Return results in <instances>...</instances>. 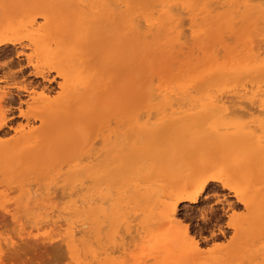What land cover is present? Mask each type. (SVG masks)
Masks as SVG:
<instances>
[{"label": "bare ground", "instance_id": "6f19581e", "mask_svg": "<svg viewBox=\"0 0 264 264\" xmlns=\"http://www.w3.org/2000/svg\"><path fill=\"white\" fill-rule=\"evenodd\" d=\"M63 1L56 0L57 3L53 1V5L59 4L60 11H55L57 14H52L51 3L44 5L43 8L40 6L31 8L35 10V16L42 17L46 21L53 20L57 16L61 17L70 9L75 12L77 10L75 8H79L73 13L74 19L67 24L64 25L68 16L67 19L62 20L66 14L60 19L63 21L60 22L61 26L64 25L67 29L60 28L56 20H53L55 24L53 23L52 27L53 30L59 27L56 30L61 29L59 30L61 33L67 30L66 38L70 40L68 44L79 48L82 52H78L77 57L74 55V57H67L68 50L64 40H54L51 37L49 39L54 41L55 47L49 48L51 41L47 42L43 26L35 29L39 34L34 35L35 37L30 39L27 46L34 51L38 50V56L41 57L42 62L51 65L57 75L64 79V84L60 86L62 99L59 102H51L46 87L38 97H34L31 95L34 92L31 90L27 92L24 86H0V99L9 107L6 112H9L12 104L16 102L15 97L25 91L31 95H29L31 102L27 100L26 106L30 107L35 103L40 106L39 110L32 114V117L40 122V126L36 129L30 126L28 118L31 114L27 111L23 112L18 106L20 115L26 118L24 126L28 129L23 128L22 133L12 140H0V162L7 166L6 170H13L16 164L21 167L27 165L22 171L24 174L27 171L28 174L33 169V165L34 167L39 165L37 169L35 168L36 172L33 169L35 173L33 175L41 176V180L34 184L37 186L38 183L43 182L42 175L48 178V170L52 171L53 176L50 175L51 179H48L50 181L46 179L48 184L43 182L46 184L43 185V189L41 186H39L40 189L36 186L32 191L33 189H30L32 185L26 193L28 189L26 185H30L27 183L30 180L26 182V177L22 179L23 176L20 174L19 180L21 178L27 184L24 185L21 180V183H18V180V184L15 183L14 187L22 184L25 188L27 187L23 191L26 195L22 193L23 196L19 195L22 198L25 197L23 198L25 201L23 202L18 196L19 206L16 205L14 198L9 202L11 205L5 203L4 206H8L10 211L12 206V211H15L14 207L16 206V209L20 207L22 201L24 207L26 204L30 208L35 206L37 209L38 213L33 208H31L33 214L30 208L29 211L30 217L35 219L38 226L41 222L45 225L44 221L39 223L45 217V220L49 218L46 223L48 227L52 225L51 229L59 222L57 226L61 229L63 227L60 224L63 222H66L65 225L72 226V228L69 227L67 236L60 235L59 232L63 229L54 227L60 231H53V228L51 232V229L47 227L45 238L49 236L48 239H53L50 234L56 238L57 233H53L59 231L58 235L61 239L58 238L61 245L59 247L61 249L63 245L66 246L65 250L70 253L75 242H79L76 245L79 247L83 245V247L78 254L81 252L84 257L77 255L84 259V264H101L103 261L99 245L102 231L99 227L102 226L100 224L112 220L106 221L105 215L106 218L104 217L103 221L99 219V215H102V212L111 214L112 211L111 219L113 218L115 223L112 222L111 225L117 224V226H110L112 229L107 227L110 231L112 230V237H110L113 241H118L116 246L114 243V246L117 247L116 251L120 252L119 256H123L122 258L129 256V248L134 244L138 247L137 244L140 241H144L155 233L156 236L146 241L149 244L151 243L149 240L152 241L153 246L150 244L151 251L149 249L147 254L143 252L144 256L151 254L150 252L152 254L156 252L157 256L153 259L162 264H207L196 259L199 253L196 240H193L191 244L183 242L181 246H177L175 237L184 239L189 234V228L183 226V218H180L177 209L182 202L198 203L211 183L215 182L219 183L223 189L232 191L236 202L241 203L246 210V215L241 219L226 223V227L233 230L234 236L246 233L248 229L264 231V0H74L73 3ZM2 3V8L6 9L9 0H3ZM182 12L189 16L190 29L185 24L188 18L183 17L187 22H181ZM69 14L73 16L72 13L69 12ZM35 21L33 16L27 22L32 28L36 25ZM180 25L187 26L191 38L184 36ZM184 26L181 28L187 30ZM5 36L0 37V46L14 44V41ZM185 37H188L191 43L186 42ZM230 39L235 42H230ZM189 44L191 49L186 48ZM23 48L25 49L24 46H20V49ZM7 52L8 50L3 51V55L8 56ZM15 52L23 54L21 50ZM194 52L197 53L193 56ZM179 55L183 58L178 57ZM25 57L28 65L36 67L32 62L31 54H26ZM92 58L100 63L102 72H96L94 69L97 64H94V68L92 67ZM89 60L92 65L89 64ZM157 60L167 68L166 72L163 70L165 73L156 72ZM170 60L176 63L175 74L171 73L174 66ZM30 74L45 79L43 72L39 69L33 70ZM27 84L31 86L33 82L28 81ZM135 101L138 106L134 103ZM21 103L22 101L19 100V105ZM243 104L249 107L245 108ZM237 105L238 109H231ZM240 107H244L245 110H241ZM150 110L159 116L155 122L153 119V122L150 121L155 115ZM245 116L248 118L243 119L242 117ZM8 122V115L0 113V128L6 126ZM224 160H229V163ZM26 161H31V165L25 163ZM217 161H224L227 166ZM61 162L62 167L66 165L64 172L61 170L62 167H59ZM116 170L120 172L118 176L115 174ZM155 170L161 173L153 175ZM18 171L16 173L13 171L11 178L14 179L19 174L20 171ZM45 171H47L46 174ZM7 174L3 173L4 178L10 180ZM69 174L73 175V179L59 187V184L69 178ZM126 174L129 175L127 178ZM30 176L27 175L28 179ZM63 176L65 178H62ZM82 176L85 177L84 182L80 180ZM115 176L119 179L122 177L124 188L121 190L125 189V193L123 191L120 193L119 186L116 190L120 195L122 194L121 196L117 192H115L116 195L114 193L116 189L113 187L114 179H118ZM167 178H173L174 181L163 184ZM104 179L107 182V187H104L107 190L105 194H103L102 186ZM86 180L89 182L88 185H84ZM12 181L11 179L10 185L8 182L4 184L11 186ZM111 187L114 188L111 190L116 197H113V193L109 190ZM15 189L19 190L16 187L13 190ZM56 190L60 193L57 194ZM126 192L131 193L128 195ZM123 194L126 200V195L133 197L128 198L132 201L131 203L128 200L131 204L125 203ZM57 195L63 196L64 199L59 200L60 202L54 200ZM53 200L58 203H54ZM217 200L221 203L219 199ZM133 201L139 204V208H145L139 212L144 215V220L138 212V216L137 213L136 216L134 215L133 211L136 212L138 207L135 208L136 204ZM28 202L31 203L27 204ZM107 202L111 208L105 204ZM123 202L125 207L135 204L133 211L128 210L133 214H127V210L123 211L125 209L122 207ZM103 204L104 207L107 206L106 210L103 209ZM0 205L2 212H5L2 209L1 199ZM231 206L232 203H223L221 210L225 212V208ZM21 208H23L22 205ZM26 210H23L26 214L22 211L23 214L19 213L22 216L17 212V217L14 218L12 215L7 217L12 216L14 221H17L14 223L13 219L10 220L14 224L24 218L23 221L28 222L26 224L29 225L33 218L30 220L29 211ZM122 211L127 214V217ZM7 213L10 212L7 211ZM206 213L211 217L216 216L212 208H209ZM200 214L202 220H209L206 219L205 213ZM25 215H28L27 218L29 217L30 221ZM133 215L136 219L140 217L142 221L139 220V225L134 223L135 226L132 225L134 227L130 232L132 226L130 227L129 224L133 220L131 219ZM117 216H120V219ZM54 217L56 221L57 218L60 220L63 218L64 221L56 222L53 220ZM125 218L126 220L128 218L130 222ZM153 218L156 219L154 221L158 218L164 222L166 225L164 231L161 229L159 233H156L157 229H155L150 234L151 227L156 228L155 223H152ZM68 219L72 222H67ZM118 219L122 225L119 224ZM100 220L102 221L98 224ZM23 221L21 220V224L17 225V227L20 226L18 231L20 228L23 231L25 227L22 225L25 224ZM64 224L62 226L65 227ZM31 225L29 226L33 227L34 224ZM29 226L25 228L27 232H23L29 235H22L17 231L16 235L26 237L28 240L31 236ZM38 226H35L37 233ZM14 227L15 225L13 229ZM66 227L69 229L68 226ZM47 228L45 227V230ZM121 228L123 233L120 235ZM34 229L31 230L34 231ZM217 232L218 235L223 236L225 231L218 227ZM157 234L163 235L161 242L158 241ZM173 234L175 237L171 238ZM41 237L44 238V235ZM126 237L129 240L125 242ZM168 237L169 240H166ZM211 237L213 240L218 238L213 232ZM148 245L145 246L149 248L150 245ZM137 247L131 250L138 249ZM81 249L84 251L82 252ZM227 249V254H223L222 252ZM234 249H230V245L215 246L213 250L222 254H217L212 261L224 262ZM65 255L64 257L67 258ZM144 256L132 259L130 255V258L127 257L128 259L124 261L128 262L130 259L129 261L133 260L134 264H147L150 258ZM81 260H79L80 263ZM108 262L113 261L110 259ZM121 263L125 264L122 261Z\"/></svg>", "mask_w": 264, "mask_h": 264}, {"label": "rangeland", "instance_id": "374dc122", "mask_svg": "<svg viewBox=\"0 0 264 264\" xmlns=\"http://www.w3.org/2000/svg\"><path fill=\"white\" fill-rule=\"evenodd\" d=\"M53 1H55L56 2V0H9V3H8V7H6V9L5 8H2L3 7V0H1V2H0V37H3V36H5V34H6V36L5 37H8L9 39H11L12 41H14V44H5V45H1L0 46V86L1 87H3V86H5V85H11V86H20V87H22V86H24L25 88H26V90H27V92L28 91H33L34 93L33 94H31V95H34V97H38L40 94H41V92L42 91H44V87H46L47 88V95H48V98H49V100L51 101V102H59L62 98V94H61V84H64V79L62 78V77H60V76H58L57 75V73H56V71H55V69H53V68H51V65H49V64H46V63H43L42 62V60H41V57H39L38 55H39V52H38V50L37 51H34L33 50V48H31L30 49V47L28 48L27 46H28V44H29V42H30V39L31 38H34L37 34H39V32H37L35 29H37V28H39L40 29V26H43L44 27V29H45V31L43 32L44 33V35L47 37V42H50L49 44V48H54L55 47V45H54V41L52 40V39H49V37H51V38H54V40H64V45L66 46V49L68 50V52H67V57H72L73 55L75 56V57H77L78 55H79V53L78 52H82L81 50H79V48H76V47H74V46H71L70 44H68L69 43V39H67L66 37H67V30H66V32H64L65 30H63V32L61 33L59 30H61V29H59V30H56L57 28H59V27H56L54 30H56V32L53 30V27H52V25H53V23L55 24V22L56 23H60V22H63V21H61L60 19L62 18V16L63 15H65L66 17H63V19L62 20H64V18L65 19H67V16H68V20H65V23H64V25L65 24H67L68 22H70L71 20H73L74 19V14L73 13H75L79 8H75V12L74 11H72L73 9H70L69 11H67L66 13H64V14H60L61 15V17L59 16H57L56 18H54L53 20H56L55 22L52 20V19H49L48 21H46L44 18H42V17H38V16H35V10H32V8L31 7H33V6H40V7H44V5H46V4H52L53 5ZM58 1V0H57ZM77 1V0H76ZM63 2H68V3H73L74 2V0H64ZM57 3V2H56ZM54 4L53 5V7H52V14H54L55 13V11L57 10V12H58V10L60 9L59 8V4ZM20 4V5H19ZM55 7V8H54ZM56 7H58V8H56ZM3 9H4V13H3ZM60 11V10H59ZM32 12H34V13H32ZM69 12L70 13H72L73 14V16H71V14H69ZM183 14H182V19H181V22L182 21H184V18L183 17H186V18H188V19H186V20H188V22L185 20L184 21V23L185 22H187V23H185V24H187V26H188V24H190V22H189V16L187 15V14H185V12H182ZM32 14V15H31ZM55 14H57V13H55ZM68 14V15H67ZM59 15V14H58ZM35 17V23H36V25H34L32 28L29 26V23L27 22L28 21V19L29 18H31V17ZM59 18V19H58ZM57 19H58V21H57ZM26 22H27V24H26ZM50 22V23H49ZM5 23H7V24H5ZM48 23V24H47ZM59 23L57 24L58 26H61V23H60V25H59ZM4 24L6 25V26H4ZM26 24V25H25ZM183 24V23H182ZM61 26L60 28H65V29H67V27H65V26ZM48 26H49V28H48ZM181 27L182 26H184V25H180ZM186 25L184 26L185 28L187 27ZM180 27V30L182 31V33L184 34V36L185 35H187L189 38H191L190 37V35H189V31L190 30H188L187 28V30H185L184 28L182 29ZM189 27V29H190V25L188 26ZM63 28V29H64ZM50 30V31H49ZM3 32H5L4 34H3ZM61 33V34H60ZM65 33V34H64ZM53 34V35H52ZM2 35V36H1ZM35 35V36H34ZM57 35V36H56ZM60 35H62V36H60ZM188 37H185L184 39H186V42H189V43H191L190 42V39L188 38ZM49 40V41H48ZM69 40V41H68ZM235 42L233 39L231 40L230 39V42ZM228 42V41H227ZM230 42H228V43H230ZM188 44V43H187ZM232 44V43H231ZM52 45V46H51ZM20 46H24L25 47V49L23 48V49H20ZM68 46L71 48H68ZM186 46V45H185ZM73 48H76V49H73ZM186 48H190L191 49V44H189V46L187 47L186 46ZM5 50H8V56L6 55V56H4L3 55V51H5ZM18 50H21L22 52H23V54H21V52L20 53H18V54H16V52L15 51H18ZM79 50V51H78ZM186 51H189V50H187V49H185ZM184 50V51H185ZM9 51H11V52H9ZM185 51V52H186ZM73 52H76L75 54H73ZM24 53H25V55L26 54H31V56H32V62H33V64H35L36 65V67H32V66H30V65H28L27 64V61H26V57H25V55H24ZM189 53H190V51H189ZM196 53L197 52H194L193 53V56L194 55H196ZM83 55H85V52H83ZM187 55H188V53H187ZM73 56V57H74ZM178 57H180V55L178 56ZM180 58H183L182 56L180 57ZM180 58H179V60H180ZM90 59V58H89ZM93 59V65H92V63L90 64V60H89V64L90 65H92V67L94 68L95 66H94V64L97 66V67H95L94 69L96 70V72H102L103 70H101V65H100V63L96 60V59H94V58H92ZM173 59V58H172ZM171 59V60H172ZM175 59H177V58H175ZM174 59V60H175ZM170 60V61H171ZM92 61V60H91ZM170 63V62H169ZM19 64V65H18ZM21 64V65H20ZM171 64L174 66V69H173V72H171V73H173V74H175V72H177V70L175 69V62L174 63H172V61H171ZM47 65H49V66H47ZM169 65V67L171 68V66H170V64H168ZM178 65V64H177ZM19 66H21V67H19ZM155 66L157 67V71L156 72H159V71H167V68L165 67V66H163L162 65V63L159 61V60H157L156 61V63H155ZM159 66H160V68H159ZM177 67V66H176ZM18 68H20V71H18ZM173 68V67H172ZM36 69H39V70H41L42 72H43V75L45 76V79H43L42 77H34L33 75H31L30 73L33 71V70H36ZM175 70V71H174ZM161 72V73H165V72ZM170 71H171V69H170ZM146 73H148L147 71H145ZM170 73V75H172ZM28 81H30V82H33V85H28L27 84V82ZM156 82V81H155ZM157 83V82H156ZM155 83V84H156ZM13 89H15V87H13ZM15 90H13V92H14ZM26 91L25 92H21L20 94H19V96L18 97H15V103H13L12 104V106L10 107V110H9V112H6L7 111V109L9 108L5 103H3V100H1L0 99V113L1 114H3V113H6L7 115H8V118H9V122L7 123V125L6 126H4V127H1L0 128V140H3V141H9V140H12V139H14V138H16V137H18L21 133H22V129L24 128L25 130H27L28 129V127H25L24 126V124H25V122H26V118H24L23 116H21L20 115V113H19V109H18V106H20V108L23 110V112L25 111H27L28 113H30L31 114V116H29V118H28V120H29V122H30V126L33 128V129H36V128H38L39 126H40V122H39V120L37 119V118H33L32 117V114H34L36 111H38L39 110V108H40V106H39V104H37V103H35V104H33V105H31L30 107H28V106H26V101L27 102H31V99L29 98V95H30V93H27ZM45 92V93H46ZM30 95V96H31ZM102 97H104V96H102ZM18 98V99H17ZM105 98V97H104ZM19 100H21L22 101V103L19 105ZM24 101V102H23ZM135 104H136V106H138V104H137V101H135L134 102ZM245 104V103H244ZM242 105V106H246V105ZM247 105H249V104H247ZM238 107V105L237 106H233V107H231V109L232 110H235V109H238L237 108ZM242 108V107H240V108H242L241 110H245V108H248L249 106H247V107H245V108ZM251 107H254V106H251ZM29 108H32V109H29ZM137 108H139V107H137ZM230 109V110H231ZM135 110H137V109H135ZM152 110V109H151ZM150 110V111H151ZM252 110H254V108L252 109ZM11 111V112H10ZM140 111H142V110H140ZM152 111H155V110H152ZM151 111V113L154 115H152L153 117H151V119H150V121L151 122H153L152 121V119L154 120V122H155V120H156V118H158L159 116H158V114H156V112L154 113V112H152ZM103 113H105L104 111H103ZM139 114V112H136V114ZM141 113H143V112H141ZM151 113L149 112V114L151 115ZM254 115H257V114H254ZM247 116H245V117H242L243 119L244 118H246ZM155 118V119H154ZM248 118V117H247ZM134 158V157H133ZM194 159V158H193ZM61 160H64V159H61ZM195 161L197 160L196 158L194 159ZM200 160V159H199ZM222 161V160H221ZM224 161H228V163H229V160H224ZM219 162V161H217L218 163H220V164H222L223 166H225V164H227L226 162ZM4 162V161H3ZM31 161H26L25 163H30ZM63 162V161H62ZM61 162V163H62ZM67 162V161H66ZM66 162H65V164H66ZM2 162H0V164H1ZM11 163H16V162H11ZM60 163V165H59V167L61 166H63V163L61 164ZM23 165H26V164H23ZM30 165H31V163H30ZM36 165H38V163L36 164ZM194 165V164H193ZM2 166V167H1ZM0 166V170H2L3 171V173L5 172V174H7V176H9L10 178H11V176H13L12 174H13V171H15V173H16V171H18V168H19V174L16 176V177H14V179L13 178H11L13 181H16V182H14L13 183V181H12V183H11V186H7L6 184H4V183H6V182H8L7 180H9V179H5L4 178V176L5 175H3V173H2V171H0V199L2 200V202H3V210L5 211V212H2V210L0 209V250H1V254H0V264H66V262H67V260H69L68 261V263L69 264H84V259H82V258H80V256L81 257H84L83 255H82V253L80 252L79 254H80V256H78L79 254H78V251H80V248L81 247H83V245L81 246V244H79L81 247H79V246H77L76 244H78L77 242H75V244H74V246H73V249H72V251H71V253L68 251V250H65V249H67L66 248V246H64L65 248H63V246H62V248L60 249V247H61V245H60V243L58 242L59 240H58V238H59V233H60V235L61 236H67V233H68V230H70V228H72V226H70L69 224L67 225H65L64 223H66V222H63L64 220H63V218L60 220V218H57L59 221H61V222H63L62 224H60V226L61 227H63L62 229H63V231H64V234L62 235L61 233L63 232V231H60V230H62L60 227H58L57 225L60 223H57V224H55V226L53 225V227H52V229L54 228V227H58V228H60V230L57 228V230H59L58 232H54L53 234H55V233H57V235L55 234V237L57 238H54V236L52 235V234H50L51 235V238H53V239H51V240H54L53 242H51V243H48V242H50L51 240L50 239H48V237L47 238H45L46 236H45V234H47V230H48V228H50L51 229V226L50 227H48L49 225H47V223H46V221H48L49 220V218L47 219V220H45L46 219V217H45V219H43V220H37V221H39V223L41 222V221H44V223H45V225L41 222V225L43 224L47 229L45 230V227H43V225L41 226V225H39L38 226V224H36V222L34 221L35 219L31 216L30 217V211H31V213L33 212V209L35 210V212L36 213H38L36 210L37 209H35V206L34 207H32L31 206V208H33L32 210H31V208H30V206L28 205H26L25 204V207L23 206L24 205V199H25V197H21V196H23V195H21V193L22 194H24V196L26 195L25 194V192H23L27 187H28V189H26V193H27V191L29 190V186H32V188H30V189H33L32 191H34L35 190V188H36V186L37 185H34L36 182H39L40 180H41V176H37V175H33V174H35V173H33V169H37L38 168V166L37 167H34L35 165H33L32 166V168L33 169H31L30 170V172L27 174V172H25V174H27L28 175V177L30 176V178L28 179V177H27V175L26 176H24L25 174H24V172H22V171H24L26 168L25 167H27V165L25 166V167H21V165H15V167L13 168V170H6L5 169V167H7L6 165L4 166L3 165V163H2V165ZM4 166V167H3ZM10 166H13V165H11L10 164ZM227 166V165H226ZM225 166V167H226ZM66 165H64V167H62V171L64 172V171H66ZM31 168V167H30ZM64 168V169H63ZM8 169V168H7ZM9 169H11L10 167H9ZM17 169V170H16ZM36 169H35V171L34 172H36ZM8 171V172H7ZM11 171H12V173H11ZM157 170H155L154 172H153V175H158L159 173H161V171H159L158 170V172H156ZM180 171V170H179ZM17 172V173H18ZM39 172V171H38ZM43 172V171H42ZM46 172L47 171H45V174H46ZM14 173V174H15ZM51 173V174H50ZM119 170L117 171L116 170V176H118L119 175ZM20 174H22V179L24 178V177H26V182L27 181H29V182H27L28 184L30 183V185H26L27 187L25 188V186H23V184L20 186V185H18V186H15L16 188H18L19 190L17 191V189H15V190H13L15 187H14V185H15V183H17V181L19 180V176H21ZM48 174H49V176L50 175H52L53 176V173H52V171L51 170H48ZM34 177H33V176ZM48 176V178L46 177L45 178V176L44 175H42V180H43V182H45V183H47L48 181H50V180H48V179H51V176L49 177ZM115 176V177H116ZM129 175H127L126 174V178L128 177ZM32 177V178H31ZM68 177V176H67ZM114 177V178H115ZM18 178V179H17ZM45 178V179H44ZM62 178H65V176H63ZM61 178V179H62ZM83 178L85 179V177H83L82 176V178H80V180H82L83 182H84V180H83ZM116 178H118V177H116ZM122 177H120V179L118 178L117 180H115L114 179V185L115 186H113V187H116V189H114L113 187H111L109 190L111 191V193H113V191L111 190V189H114V193L115 192H117L116 190H117V187L119 188V190H120V193H122L121 191H123L124 192V190H121L122 188H124L122 185H123V181H121L122 179H121ZM10 179V180H11ZM16 179V180H15ZM21 178H20V180L22 181V183L24 182L23 180H22ZM48 181H47V180ZM60 179V178H59ZM73 179V175H71V174H69V178H67V180L64 182V183H62V184H57L59 187H60V185H63V184H68V182H70L71 180ZM4 180H6V181H4ZM10 180H9V182H8V184L10 185ZM19 180V182L18 183H21V181ZM39 180V181H38ZM46 180V181H45ZM120 180V181H119ZM166 180V179H165ZM164 180V183L163 184H166V183H169V182H171V181H174L173 180V178L171 179V178H167V180L165 181ZM58 181V180H57ZM61 181V180H60ZM104 182H102V184L104 183V185H102L103 186V188L104 187H107V182H106V180L104 179L103 180ZM43 182H40V183H38V186H37V188L39 187V186H41V189H43L42 187H44L43 185L45 184H43ZM166 182V183H165ZM17 183V184H18ZM27 183H25L24 182V185L25 184H27ZM33 183V184H32ZM49 183V182H48ZM47 183V184H48ZM61 183V182H60ZM85 183L86 184H84V185H88V183L89 182H87V180L85 181ZM121 183V185H119ZM37 184V183H36ZM39 184H41V185H39ZM118 184V185H117ZM46 185V184H45ZM56 185V186H57ZM117 185V186H116ZM22 186H23V188H22ZM51 186V185H50ZM57 186V187H58ZM10 187V188H9ZM19 187H21V188H19ZM57 187H55V188H57ZM58 187V188H59ZM57 188V189H58ZM39 189H40V187H39ZM39 189H38V191H39ZM12 190V191H11ZM15 191V192H14ZM37 191V192H38ZM42 191V190H41ZM40 191V192H41ZM75 191V190H74ZM105 191H107V190H105V188H104V190H103V194H105V193H107V192H105ZM109 191V192H110ZM108 192V193H109ZM18 193V194H17ZM56 193H57V190H56ZM60 193V191L58 190V193L57 194H59ZM114 193H113V195H114ZM118 194H119V191L117 192ZM125 193V192H124ZM128 193V195H129V193H131V192H126V194ZM5 194H7V195H5ZM81 194V193H80ZM80 194H78V195H80ZM110 194V193H109ZM17 195V196H16ZM19 195H21V196H19ZM115 195H116V193H115ZM113 196V197H116V196ZM120 195V194H119ZM122 195V194H121ZM120 195V196H121ZM6 196V197H5ZM7 196H8V198H7ZM21 197L20 199L23 201H21V205H22V207L23 208H21V205H20V207H18L17 209H16V206L14 207V205H15V203H13L12 205H13V207H14V209H15V211H12V206H11V211L10 210H8V206L7 207H5L4 205H5V203L7 204V203H9L13 198L15 199L14 201L17 203L16 205L17 206H19L18 204H20V202L18 203L17 201H18V199L19 198H17V197ZM60 195H57L55 198H54V200H57V201H61V200H63L64 198H63V196L62 197H59ZM111 196V195H110ZM125 196V194H123V197ZM17 198V200H16V198ZM65 197V196H64ZM112 197V198H113ZM123 197H122V200H124L125 199V197H124V199H123ZM130 197H132V196H130ZM129 196H127L126 195V198H127V200L125 201V203L127 202V203H129L131 200L130 199H128V198H130ZM58 198H61V199H58ZM66 198V197H65ZM133 198V197H132ZM217 199H219L220 201H221V203L223 204H226L227 202L228 203H232V206L230 207V208H225V212H223L222 210H221V203L220 202H217L218 200ZM53 200V201H54ZM128 200H130L129 202H128ZM14 201H12V202H14ZM57 201H54V203H58ZM59 201V202H60ZM66 201V200H65ZM65 201H64V203H65ZM109 202H111V201H109ZM134 203H135V201H133ZM29 203H31V202H28L27 204H29ZM131 203H132V201H131ZM131 203H129V204H131ZM10 204V203H9ZM8 204V205H9ZM63 204V203H62ZM106 205H108L109 206V204H108V202L107 203H105ZM123 204H124V202H123ZM136 204V203H135ZM135 204L132 206V205H128V204H126V205H128V206H126L125 207V204L124 205H122V207H124L123 209V211H125V210H127V214L128 213H130V214H133V212H134V215L136 216V213L138 212H142V210L143 209H145V208H139L138 206H139V204H136V206H135ZM11 205V204H10ZM10 205H9V207H10ZM30 205H32V204H30ZM105 205V207H104V204L102 205V207H104L103 209H107L106 206ZM121 205V204H120ZM119 205V206H120ZM26 206H27V208H28V211H29V208H30V211H29V217H30V220H31V218H33L32 219V221H34V223H32V221H31V223H29V225H31V224H34L36 227L38 226L39 228V230L43 227V229H41L40 231H41V234H39L40 233V231L38 230V233H37V231H35V230H37L36 229V227L33 225V227H35V229L33 228V227H30L29 225H27L28 224V222H24L23 221V219L24 218H21V220L26 224H22V225H24L23 227V231L21 230V228H20V230L18 231L17 229H19V227H17V225H20L21 223V220L17 223V224H14L15 222H17V221H14V219H13V217L15 218V217H17V215L19 214V213H21V211L24 213V214H26V212L25 211H23V210H26ZM135 206V208H137L138 207V210L136 209V212H135V208L133 209V207ZM2 206L0 205V208H1ZM110 208H111V206H109ZM108 207V208H109ZM118 207V206H117ZM117 207H115V209L117 208ZM122 207L120 206V208L122 209ZM19 208H21V209H19ZM209 208H212L215 212H216V216L215 217H211L210 215H208L206 212L209 210ZM117 209H119V208H117ZM134 210L132 213L130 212V211H128V210ZM141 209V210H140ZM105 210H103L104 212H106ZM111 210V209H110ZM109 210V211H110ZM113 210V209H112ZM7 211H9L10 213H7L6 214V212ZM20 211V212H19ZM27 211V210H26ZM27 211V212H28ZM39 211V210H38ZM122 211V212H123ZM17 212H18V214H17ZM177 212L180 214L179 216H180V218H183V222H182V224H183V226H186L187 228H189L188 230H189V234L187 235V237L186 238H176L175 237V235L173 236L172 235V237L171 238H174L175 237V240H177L176 241V244H177V246H181L182 245V243L183 242H187L186 244H188V243H193V240L195 241V242H197L198 243V251H199V253H198V255H196L197 257H196V259L198 260V261H201L202 263H207V264H264V231H260V232H257V231H251L250 229H248L247 230V232L246 233H243V234H240V235H242V236H240V235H238V236H234V234H233V230L231 229V228H228V227H226V223L228 222V221H233V222H236L237 220H239V219H241L242 217H244L245 215H246V210L244 209V207H243V205H241V203H238V202H236V197L234 196V193L232 192V191H229V190H227V189H223L222 187H221V185L219 184V183H211V186L209 187V189H207V191H206V193H205V195L204 196H202L201 198H200V201L198 202V203H196V204H190V203H188V202H182V203H180L179 204V207H178V209H177ZM12 213H14V215L12 214ZM23 213H21V214H23ZM107 213L109 214V215H107ZM106 214H104L103 212H102V215L100 214L99 215V219H104V217H105V215L107 216V219H106V221H109V220H112L111 222L109 221V222H104L103 224H100V226L102 227V229H101V227H99L100 228V230L102 231L100 234V242H99V245L101 246L100 247V252H101V258H102V262H101V264L103 263V264H108V263H113V264H120L121 263V261L122 262H124L125 264H129L130 262H131V264H134V261L133 260H131V261H129L128 260V262L126 263L125 261H124V259H128V258H130L129 256L131 255L132 256V259L133 258H136V257H138L139 255V257L137 258V259H139V258H142L143 256H144V254H143V252H146L145 254H147V253H149V249H150V251H151V248H152V246H153V244H152V241H150L149 240V242H151L150 244L152 245H150L148 242H146V241H148L147 239H149V238H151V237H153V236H156V235H154L155 233H153V235L150 237H148L147 239H145L144 241H140V245H141V247H140V245L139 244H137L138 245V249H135V250H131L132 248L134 249V248H136L135 247V245L136 244H134V246L133 247H131V248H129V256H127V257H124V258H122L123 256H119V254H120V252L119 251H116V249H117V247H115L116 246V244H117V242H114L113 241V238H111L112 237V233H111V231L108 229V227L107 226H109V228H111V227H114V226H117V224H115V225H111V223L112 222H114V220H113V218L111 219V214H113V211L111 212V214H110V212H107ZM119 213V212H118ZM121 213V212H120ZM125 212H123V214H124ZM137 213V216L140 214H138ZM200 213H205L206 214V219H209V220H206V221H204V220H202V218H201V214ZM224 213V214H223ZM2 214H4V215H2ZM6 214V215H5ZM21 214H19V215H21ZM33 214V213H32ZM104 214V215H103ZM117 214V213H116ZM126 214V213H125ZM127 214H126V217H127ZM130 214L128 215V216H130ZM9 215H12L11 216V218H8L9 217ZM87 215V214H86ZM86 215H85V217H86ZM134 215L133 216H131V219H135L134 221L132 220V222H130L129 220H128V218H127V220L130 222V224H129V226L131 225H134V223H135V225H139V223H140V221H142V220H144V215H142V214H140L139 216L142 218V220H140L139 218L138 219H136V217H134ZM4 216V217H3ZM5 216H6V218H5ZM8 216V217H7ZM22 216V215H21ZM26 216V218H27V216L28 215H25ZM88 216V215H87ZM91 216V215H90ZM121 217H122V214L120 215ZM119 216V217H120ZM29 217L27 218L28 219V221H30L29 220ZM60 217H62V216H60ZM108 217H110V218H108ZM113 217V216H112ZM118 217V216H117ZM116 217V218H117ZM118 217V218H119ZM19 218H20V216H19ZM18 218V219H19ZM25 218V219H26ZM82 219L84 218V217H81ZM80 218V219H81ZM106 218V217H105ZM116 218H114V219H116ZM124 218V217H123ZM13 219V221H14V223H13V221L11 222L10 220H12ZM17 219V218H16ZM86 219V218H85ZM120 219V218H119ZM118 219V222L120 221ZM129 219H130V217H129ZM154 219L155 218H153L151 221H152V223L154 224L155 223V227L156 228H154L153 226L151 227V231H150V234H152L151 232L153 231H155V229H157V231H156V233H159V231H161V229L163 230V229H165L166 228V225L164 224V222H162L161 220H158V218H157V221H154ZM53 220H55L56 221V217H54L53 218ZM57 220V221H58ZM94 220V219H93ZM102 220H100V222H98V224L99 223H101V221ZM121 220H123V219H121ZM125 220H126V218H125ZM126 220V221H127ZM140 220V221H139ZM156 220V219H155ZM26 221V220H25ZM56 221V222H57ZM67 222L68 221H71V220H66ZM99 221V220H98ZM104 221V220H103ZM116 221V220H115ZM150 221V222H151ZM162 223H161V222ZM22 222V223H23ZM72 222V221H71ZM124 222V221H123ZM138 222V223H137ZM157 222H159V223H157ZM13 223V224H12ZM70 223V222H69ZM115 223V222H114ZM137 223V224H136ZM15 225V227H14V229H13V226ZM65 225V227L64 226H62V225ZM107 224V225H106ZM110 224V225H109ZM119 224H121V222H119ZM118 224V225H119ZM47 225V226H46ZM122 225V224H121ZM134 225V226H135ZM161 225V226H160ZM30 227V228H28V230L30 231V235L31 236H27L28 237V240H27V238L26 237H23V236H21V235H19V236H17L16 235V231H17V233H19V234H24V235H26L27 233H23L24 231H26L27 232V229H25V228H27V227ZM32 226V225H31ZM66 226H68V228L69 229H66L67 227ZM111 226V227H110ZM130 226V227H131ZM134 226H132L131 228H130V232H131V229L134 227ZM182 226V227H183ZM218 227H220L222 230H224L225 232H224V235L223 236H220V235H218V232H217V230H218ZM152 228H153V230H152ZM25 229V230H24ZM31 229H34V231L33 230H31ZM52 229H51V232H52ZM106 229V230H105ZM112 229V228H111ZM160 229V230H159ZM182 229V228H181ZM55 228H54V230L53 231H57ZM122 230H123V228H121V231H120V235L123 233L122 232ZM21 231V232H20ZM28 231V232H29ZM110 231V232H109ZM164 231V230H163ZM32 232V233H31ZM133 232V231H132ZM215 233V235L218 237L217 239H214L213 240V238L211 237V233ZM36 233H37V235H36ZM48 233H50V231L48 232ZM103 233V234H102ZM111 233V234H110ZM161 233V232H160ZM162 233H164V232H162ZM35 234V235H34ZM134 234V233H133ZM132 234V235H133ZM27 235H29V234H27ZM32 235H34V236H32ZM43 236L44 235V238L43 237H41V236ZM128 235V234H127ZM37 236V237H36ZM38 236H40V237H38ZM111 236V237H110ZM124 236H125V234H124ZM157 236H159V238H158V241L159 242H161V239H162V237H163V235H161V234H157ZM225 236V237H224ZM20 238L21 237V239H19L18 240V238ZM107 237V238H106ZM110 237V238H109ZM127 237H129V236H127ZM125 238V242L126 241H128L129 240V238ZM202 237H203V239H202ZM26 238V239H25ZM62 238V237H61ZM102 238V239H101ZM170 238V239H171ZM204 238H205V240H204ZM13 239V240H12ZM24 239V240H23ZM46 239H48L47 241H45ZM57 241H56V240ZM60 239V238H59ZM63 239V238H62ZM108 239H109V241H111V242H109L108 241ZM61 240V239H60ZM104 240H106V241H104ZM114 240H116L115 238H114ZM137 240V239H136ZM140 240V239H139ZM166 240H169V237L166 239ZM11 241V242H10ZM13 241V242H12ZM136 242V241H135ZM139 242V241H138ZM137 242V243H138ZM143 242V243H142ZM6 243H7V245H6ZM65 243V242H64ZM114 243H115V246H114ZM142 243V244H141ZM150 245H148V244ZM59 244V245H58ZM63 244V243H62ZM130 244V243H129ZM132 244V243H131ZM99 245H98V247H99ZM111 245V246H110ZM148 245L149 246V248H147L146 246ZM218 245H220V246H229L230 245V249H233V248H235L234 249V252L227 258V259H225V261L223 262V261H220L219 263H215V262H213L212 260L215 258V256L217 255V254H227L226 252L228 251V249L226 250V251H224V252H222V253H219V252H217L216 250H213V248H215V246H218ZM60 246V247H59ZM109 248H108V247ZM132 246V245H131ZM96 247V246H95ZM139 247L141 248V249H139ZM106 248H108L107 250H106ZM112 248V249H111ZM115 248V249H114ZM147 248V249H146ZM79 249V250H78ZM83 249V248H82ZM81 249V251L83 252L84 250H82ZM93 249H96V248H93ZM114 249V250H113ZM144 249V250H143ZM97 250V249H96ZM109 250V251H108ZM99 252V251H98ZM141 252V253H140ZM64 253V255L67 257V258H65L64 257V255H62ZM151 254H149V255H146V256H144L145 258H150L149 259V261L147 262V264H155V262L157 263V264H162L161 262H158L157 260H155V259H153L154 257H156L157 256V254H156V252H154L153 254H152V252H150ZM78 254V255H77ZM106 254V255H105ZM68 255V256H67ZM68 257H69V259H68ZM116 257V258H115ZM117 257H119V258H117ZM226 257V256H225ZM122 258V259H121ZM67 259V260H66ZM83 261H82V260ZM105 259H106V261H105ZM112 260L113 262H108L109 260ZM117 259V260H116ZM70 260H71V263H70ZM79 260H81V263L79 262ZM115 261V262H114ZM72 262H74V263H72ZM67 263V264H68ZM122 264V263H121Z\"/></svg>", "mask_w": 264, "mask_h": 264}]
</instances>
